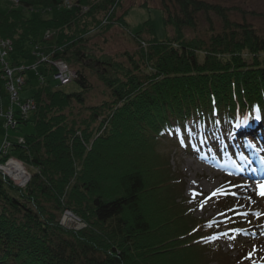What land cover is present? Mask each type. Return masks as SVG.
Segmentation results:
<instances>
[{"label": "trees", "instance_id": "trees-1", "mask_svg": "<svg viewBox=\"0 0 264 264\" xmlns=\"http://www.w3.org/2000/svg\"><path fill=\"white\" fill-rule=\"evenodd\" d=\"M128 1L0 0L9 68L25 67L29 50L44 52L28 98L35 108L14 128L2 121L6 130L33 125L17 139L6 133L0 148L2 162L15 157L33 172L24 187L0 172V264H187L188 249L211 226L194 217L185 177L161 147L170 143L219 165L251 150L248 144L264 148V35L205 0H162L164 37L150 18L134 33ZM200 14L218 17L221 31L187 36ZM116 29L137 41L136 53L107 52ZM57 60L76 73L80 91H66L69 83L55 78ZM4 66L0 97L10 81ZM28 71L16 73L24 77L21 90L33 79ZM93 76L106 88L99 104L89 102ZM66 210L85 227H63ZM204 256L198 264H208Z\"/></svg>", "mask_w": 264, "mask_h": 264}, {"label": "rangeland", "instance_id": "rangeland-1", "mask_svg": "<svg viewBox=\"0 0 264 264\" xmlns=\"http://www.w3.org/2000/svg\"><path fill=\"white\" fill-rule=\"evenodd\" d=\"M205 1L230 8L231 20L249 23L258 30L259 34L264 35V0ZM142 3H146L151 8L141 6ZM127 4L133 5L130 6L131 9L127 15L129 28L132 32L141 30L144 21L150 18L157 36L159 38L164 37L163 15L159 9L163 7L162 0H129ZM169 8L171 12L177 9L174 6ZM196 23V29H185L187 36L198 35L207 38V32L212 34V32H218L222 29L221 20L214 14H200ZM211 27L213 31H211ZM169 34L171 36L176 34L173 27L169 29ZM145 38L148 40L149 36L145 35ZM106 41H108L106 50L110 54L119 56L120 53L134 54L137 52V41L132 39L130 34L128 35L118 29L112 30ZM32 51L29 50L25 55V59H27L25 67L29 69L26 76L33 79L21 90L20 98L22 100L30 98L39 84L37 71L41 69L42 65L40 64L41 57L38 54L44 52L42 50ZM90 79L97 88L92 95H89V102L90 104H99L105 99L102 92H105L106 88L96 76ZM65 89L68 92L81 90L80 85L75 81L69 83ZM0 99L4 104V112H7L10 107V98L1 96ZM15 108L17 109V107ZM2 121L3 119H0V148L6 133L11 139H17L33 131L31 123L21 124L16 130H6L2 126ZM245 122L248 123L246 117L243 120V123ZM248 145L251 150L242 148L245 157L248 156L249 152L247 151H251L253 155L264 152V148H253L251 144ZM161 150L173 153L172 161L177 163L185 177L184 196L193 198V204L197 203L194 217L197 221L207 220L206 223L211 226L208 228L210 236L188 249L191 250L192 257L191 260H187V264H198L199 257L203 254H205L204 262L208 264H264V195L260 194L261 189L259 187V185L264 184V166L260 172V179L251 180L247 174H239L233 166L220 168L224 166L213 162V160L197 157L179 146L175 147L167 143L166 146L161 147ZM220 154L226 155L227 152ZM216 158H220V156ZM221 161L225 164L227 159L223 158ZM262 161L264 159L258 160V162ZM236 162H241V159L236 158ZM26 167L33 172L30 165L27 164ZM213 193L217 194L213 195ZM62 226L70 230H80L68 228L67 225Z\"/></svg>", "mask_w": 264, "mask_h": 264}, {"label": "built area", "instance_id": "built-area-1", "mask_svg": "<svg viewBox=\"0 0 264 264\" xmlns=\"http://www.w3.org/2000/svg\"><path fill=\"white\" fill-rule=\"evenodd\" d=\"M11 50V41L0 37V62H4V67L10 78V81L7 84V93L10 98V107L8 111L4 112V108H2L0 104V119H3V125L6 128H14L18 122V118L26 117L35 108V102L33 99H28L26 101L20 100V90L24 84V77L21 74L17 75L16 73L23 71L25 67L9 68L6 60ZM47 59V57H43V60ZM53 64L57 69L55 78L63 85L73 81L76 73L65 61L57 60L53 62ZM15 106L17 107L16 110ZM0 172L13 180L20 187L25 186L31 177L28 168L15 157H9L4 162L0 160ZM61 224L67 225L68 228L71 229H82L85 227L84 220L70 210L64 212L61 218Z\"/></svg>", "mask_w": 264, "mask_h": 264}, {"label": "snow or ice", "instance_id": "snow-or-ice-1", "mask_svg": "<svg viewBox=\"0 0 264 264\" xmlns=\"http://www.w3.org/2000/svg\"><path fill=\"white\" fill-rule=\"evenodd\" d=\"M238 127H239V125H237ZM259 187H260V189H261V191H260V194L261 195H264V184H261V185H259ZM217 193H213V195H216Z\"/></svg>", "mask_w": 264, "mask_h": 264}, {"label": "bare ground", "instance_id": "bare-ground-1", "mask_svg": "<svg viewBox=\"0 0 264 264\" xmlns=\"http://www.w3.org/2000/svg\"><path fill=\"white\" fill-rule=\"evenodd\" d=\"M243 125H240V127L242 128V130H247V127H245V125L244 126Z\"/></svg>", "mask_w": 264, "mask_h": 264}]
</instances>
